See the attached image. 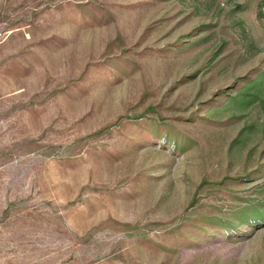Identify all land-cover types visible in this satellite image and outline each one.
Listing matches in <instances>:
<instances>
[{"label":"rangeland","instance_id":"obj_1","mask_svg":"<svg viewBox=\"0 0 264 264\" xmlns=\"http://www.w3.org/2000/svg\"><path fill=\"white\" fill-rule=\"evenodd\" d=\"M0 264H264V0H0Z\"/></svg>","mask_w":264,"mask_h":264}]
</instances>
